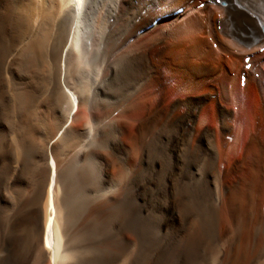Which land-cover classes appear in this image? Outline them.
I'll return each instance as SVG.
<instances>
[{
	"label": "bare ground",
	"instance_id": "1",
	"mask_svg": "<svg viewBox=\"0 0 264 264\" xmlns=\"http://www.w3.org/2000/svg\"><path fill=\"white\" fill-rule=\"evenodd\" d=\"M263 66L264 0H0V264H264Z\"/></svg>",
	"mask_w": 264,
	"mask_h": 264
},
{
	"label": "rangeland",
	"instance_id": "2",
	"mask_svg": "<svg viewBox=\"0 0 264 264\" xmlns=\"http://www.w3.org/2000/svg\"><path fill=\"white\" fill-rule=\"evenodd\" d=\"M202 4H203V3H200L199 5L201 6ZM201 7H203V6H201ZM157 19H158V21H157V23H158V22L160 21L161 18H157ZM147 26H148V25H147ZM147 26L144 27L143 29L146 28L145 30H147ZM150 27H151V26H150ZM150 27H149V28H150ZM261 71H263V73H264V66L261 67ZM262 83H263V85H264V82H262ZM239 98H240L241 101L243 102L244 97L242 96L241 93L239 94ZM235 109H236V108L233 107V110H234V111H235ZM3 127H4V126L1 125V126H0V129L3 128ZM228 138H229V137H228ZM228 138H227V139H228ZM228 140L230 141L231 138H229ZM226 164H227V161H226V160L222 161V163H220V165H219V168L222 169ZM219 168H218V169H219ZM5 248H6V245L0 247V254L4 251ZM130 255H131V257H130L131 259L128 257L127 259H124V260H125V261H124V260H121V258H118L119 260L117 259V260H115L114 262H112L111 264H121V263H122V264H132V259H133L134 254L131 253ZM122 259H123V258H122ZM130 260H131V261H130ZM122 261H124V263H123ZM119 262H120V263H119Z\"/></svg>",
	"mask_w": 264,
	"mask_h": 264
}]
</instances>
